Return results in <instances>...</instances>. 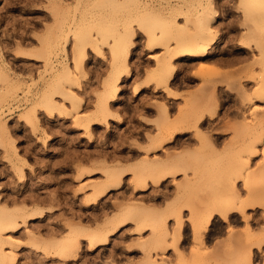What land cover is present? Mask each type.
<instances>
[{
  "label": "rangeland",
  "instance_id": "rangeland-1",
  "mask_svg": "<svg viewBox=\"0 0 264 264\" xmlns=\"http://www.w3.org/2000/svg\"><path fill=\"white\" fill-rule=\"evenodd\" d=\"M196 1L2 0L0 63L7 68L9 79L7 88L2 94L0 93V200L12 208L14 204L9 199L13 200V198L19 200L15 206L23 204L21 201L24 196L42 200L55 192L59 199V206H54L51 211L47 210L49 203H39L45 208V213L41 219L29 221L26 225L29 229H41V235L47 236L45 228H48L49 224L59 218L77 221L80 213H82L80 221L83 224H90L87 218L88 212H95L97 207L82 212L80 202L82 197L88 194V190L83 193L74 191L86 182L102 180L103 175L95 171L99 168L96 162L102 159V156L98 155L104 152L103 155H108L110 160L119 155L120 157L116 159L124 163H134L144 157L162 158L171 143L157 151L161 153L158 156L157 152L145 150L150 147V138L157 136L162 129L170 128L168 125L170 122L172 125L188 127L187 133L181 137L186 143L189 142V145L185 149L169 147L187 152L188 157L183 172L187 173L190 170L191 175L184 176L199 175L213 185L230 180L235 170L241 166L239 157L248 150L240 148L239 144L251 134L253 124L251 112L256 110L258 115L264 111L260 106L264 104L263 100L253 102L249 106L242 102L243 96L252 93L258 87V83L264 80V55L262 56L264 25L258 23L259 26L255 29L254 26L257 24L248 17L245 19L244 13L238 10L240 7L238 0H221L219 3L218 0H214L219 16L211 26L212 32H217V36L212 47L208 49L207 56L197 59L192 57L172 59L171 66L174 72L167 82V87L174 92L176 99L167 98L163 88H156L153 83V77L156 76L159 66L167 62V56L179 49H189L195 32L191 29L186 35L182 29H178L171 34L161 35L160 28L155 25L158 23L157 17L149 18L144 14L143 8L147 5L154 7V13H165L168 19L175 17L176 23L182 26L185 22V14L193 20ZM134 23L135 27L143 28L144 31L140 33L143 38L140 39L139 44H129L127 41L130 51L125 61L126 68L122 65V60L114 67L113 57L118 50V39L126 32L127 25L130 24L129 26L132 27ZM53 32H62V38L65 35L68 37L66 42L61 39L54 51L45 46ZM93 33L96 39H92ZM41 39L45 44H41ZM98 40L104 42L102 49L107 48L106 54L100 56L92 52L89 55L88 46H96ZM70 42L71 52L76 50L83 57L80 63L83 72L78 75L75 73L63 90L83 99L77 111L80 115L94 111L97 96L102 93L104 84L114 78L116 72L120 73L125 69L129 71V76L123 77L117 84L120 90L118 101L111 105V111L120 117V121H109L107 126L94 125L88 130L84 126L76 127L73 121L75 111L70 104L63 103L62 96L56 95L55 104L49 107L52 114L49 115L43 110L38 111L37 124L31 126L26 123L25 119H29L26 117V111L33 103L35 94H38L42 88L40 75L45 65L52 62L58 67L64 59L70 62L68 49ZM242 44L246 47L248 45V49L245 51L240 49ZM133 51L135 55L132 54ZM145 53L147 59L143 58ZM16 56L19 58H15ZM237 60L242 62L238 61V63ZM228 61L232 64L226 65L225 62ZM133 70H135L134 74ZM166 74L167 70H164L162 82L165 81ZM135 88H138L137 93L134 92ZM211 96H214L213 98L219 96L220 106L210 109L212 118L207 117L195 126L194 116L203 111L204 104L211 101ZM164 105L168 107L167 111L163 109ZM241 109L244 112V119H241L242 117L234 119L232 117L234 113H238ZM258 121L255 125L258 129L257 133L260 125L264 127V122ZM260 122L262 123L259 124ZM201 124H205V127L195 131ZM211 124L212 127H209ZM204 131H210L207 134L210 141L219 134L223 138V143L217 144L213 150L201 148L198 132ZM262 137L264 138V134ZM46 138L47 141L44 143ZM136 146L144 149L137 152L134 148ZM12 147L17 152L16 157L12 154ZM128 154H132L133 157ZM125 156L130 159L127 160ZM20 159H25L32 169H24L20 172V168L23 167ZM77 161L84 167L89 166V169L93 162L97 165V167L92 166L96 173L76 181L74 177ZM263 167L264 165L258 163L247 174L249 185H253L255 181H263L259 172ZM127 176L129 175L125 177ZM128 181L126 184L122 182L118 191L111 192L100 200L98 207L105 205L110 207L111 202L120 198L121 192L129 196L131 190ZM182 181L183 179L179 183ZM169 187L173 189L171 195L176 201L174 214L175 211L179 212L180 220L183 222L180 230L181 239L177 245L183 254L179 256L169 249L163 255L154 258L156 264H187L190 250L194 247L190 224L199 219L201 200L211 193L191 184L183 190L182 195H177L175 184ZM226 195L231 202L229 191L225 192V197ZM247 196V190L243 196L245 202H242L243 198L240 196L241 210L246 207ZM135 198L131 202L139 200ZM30 200L24 203L27 207L32 204ZM144 202L160 210L168 203L166 200L160 204ZM242 204H244L243 208ZM262 204L264 203H259L252 209V215L247 214L246 208L245 220L236 216L237 214L230 216V220L234 223L232 228L235 234H229L226 224L218 217L211 221L207 233L217 232L220 229L223 233L218 234V237L216 234L215 239L207 242L206 252H209L207 254L209 263L232 264L229 258L238 253L239 246L243 242L246 243L249 236L248 228L251 229V235L259 240L256 245L259 242V246L264 243V236L259 234L261 229L253 227L254 224H259V218L255 213L257 209L264 210ZM181 205L187 208L186 217L183 211L179 210ZM61 214H63L62 218ZM170 223L171 227H169ZM166 224L172 229L176 220L168 219ZM134 229L135 224L129 223L110 238L108 245L92 251H87L86 243L81 242L77 258L68 262L60 260L61 264H138L143 258V253L138 250L135 242L147 238L149 231L136 235ZM23 231L24 228H21L17 233L6 235L12 236L20 243L15 264H48L49 260L56 259L47 258L37 243L26 245ZM65 234L64 229L57 238Z\"/></svg>",
  "mask_w": 264,
  "mask_h": 264
},
{
  "label": "bare ground",
  "instance_id": "bare-ground-1",
  "mask_svg": "<svg viewBox=\"0 0 264 264\" xmlns=\"http://www.w3.org/2000/svg\"><path fill=\"white\" fill-rule=\"evenodd\" d=\"M195 3L196 8L193 20L185 14V22L182 26H179L176 23L175 17L173 18L170 16L171 19H168L166 15H164L165 13H154V7L147 5L143 8L144 14L149 18L157 17L158 23H155V25L160 28L161 35L171 34L178 29H182L186 33V35H188L191 29L195 32V35L191 38L192 40L189 44L190 48L179 49L171 55L167 56V62L159 66V69L155 74L156 76L153 77V83L155 84L156 88H163L166 97L169 99H176V95L174 94V92H172V90L167 87V82L172 78L174 72V68H172L171 66L172 59H177L180 57H192L197 59L207 56L208 49L212 47V45L214 44V38H216L217 36V32H212L213 30L211 26L212 22L215 21L219 16L215 1L197 0ZM172 10L173 9H171V11ZM238 10L240 11V7H238ZM247 17L257 24V26H254L255 29L259 26L258 23L264 25V15H261V9L258 4L248 10ZM129 25L130 24H128L126 27L125 33L127 34H121L118 39V50L113 57L114 67L120 64L121 60L123 61L122 65L125 67V61L130 51L129 44L127 42V35L129 34V30L131 28V26ZM61 36L62 32H53L48 41H46V44L44 41H42V39L40 41L41 44H45V46L47 45V48H51L54 51L55 48L60 44L59 41L61 39L66 42L68 38L67 35H65L63 38ZM153 37L154 36H151V38ZM247 47L246 45H243L240 49H243L245 51L248 49ZM263 55L264 52L262 51V56ZM15 58L19 57L16 56ZM82 60L83 57H81V55H79L76 50H73L71 52L70 62L69 60L64 59L60 62V65H58V67L53 65L52 62H49V65H45V69L40 75L42 88L38 94H35V97L33 98L34 101L32 100L33 103L26 111V117H29V119L25 120L28 125L34 126L35 124H37L36 115L38 111L43 110L49 115L52 114V111H49V107L55 104L54 97H56V95L62 96L63 103L70 104L72 110L75 111L76 114L73 117V121L76 127L84 126L88 130L94 125L107 126L109 124V121L121 120L120 117L116 116V114H113V112L111 111V105L112 103L118 101L120 90L117 84L123 77L129 76V71L125 69L123 72H116L114 78L108 83L104 84L102 93L97 96L94 111L90 114L80 115L77 113V111L79 110L83 99L74 94L65 92L63 88L68 85L71 77L75 73L78 75L83 72L80 66ZM238 61L242 62V60H237L236 62ZM71 63L73 64V66H71ZM225 64L230 65L232 63L228 61L227 63L225 62ZM164 70H167V74L165 76V81L162 82L161 78L162 72H164ZM8 79L9 75L7 72V68L0 63L1 94L7 88ZM253 81H255L254 78ZM76 85L78 86V83H76ZM137 91L138 88H135L134 92L137 93ZM214 96H211V101H208L206 105L204 104L203 111L194 116L195 126L202 120H206L207 117L212 118L213 114H211L210 109H216L220 106L219 96L213 98ZM259 100L264 101V80L258 83V87L252 93L245 94L243 96L242 102L244 103V105L248 104L249 106L250 104H253V102L255 103ZM167 108V106H163V109L166 111ZM251 115L253 120V124L251 126V134H249L250 136H248L247 138L242 139L240 141L241 144H239L240 148L247 150L250 148L253 142L259 141L261 138H263L262 136L264 134V127L258 125L260 128L258 133L256 131L258 129L255 128L256 121L259 122L258 120H261L262 122H264V111H262L260 114L258 113V116L257 111L254 110L253 112H251ZM232 117L234 119L238 117H242L241 119H244V112L241 109V111L239 110L238 113H234ZM262 122H260L259 124H261ZM168 125L170 126V128L166 127L165 129H162L157 136L150 138V147L145 150L146 152H157L163 149L164 145L171 143V145L167 146V149L165 148L166 151L163 153L164 156L162 158L144 157L134 163H124L116 159L117 157H120L119 155L116 156V158L112 157L113 159L111 158L112 160H110V158L107 157L108 155L105 156L106 154L103 155L104 152L100 151L102 155L99 154L98 156H102V159L101 161H98V163L96 162L97 165L99 164V168H96L95 171L100 172L103 175L102 180L91 181L89 183L86 182L85 184H81V186H78V188L74 191L83 193V191L85 192L86 190H88V194L82 197V202H80V208L82 212L85 210L89 211L92 207H97V210L95 212H88L87 218L91 222L90 224H83L80 221L82 213H80L77 217L79 219L77 221L62 218L63 214H61L60 217L62 219L59 218L55 220L54 223L49 224L48 228H45L47 236H42L41 229H29L26 225H28L29 221L41 219L43 217L45 208H42L39 203H49L50 206L47 209L48 211H51L54 206H59V199L55 192L49 194L47 198L42 200H38V198L36 197L29 198V196L28 198L31 199L30 201L32 203L30 207H27L24 204L25 202L29 201L27 196H24L23 200L21 199L22 201L20 200L21 203H23L20 206H15L17 204L16 202L19 201L17 200V198H13V200L9 199L10 202L12 201V203L14 204L12 208H9L0 200V264H15L17 262V249L19 248L20 243L12 236L6 235L17 233L21 228H24L23 235L26 238V245L37 243V245H39V249L44 252V255H46L47 258L55 257L56 259L58 258L63 262H68L77 258L81 242L86 243L87 251H92L94 249L104 247L108 245L111 237H113L123 227L131 222L135 224L134 234L140 235L145 231H149V236L147 238L138 239L135 242L138 250L143 253V258L138 264H156L154 256L163 255L169 249L173 250L174 253L181 256L183 253L179 250L177 245L181 239L180 230L183 226V222L180 220L179 212L176 213L175 211L176 215L174 214L176 201L171 205H168L167 203L164 209L160 210L154 205H147L144 202L150 201L152 203H155L151 199V197L136 196L142 195L145 192V188L142 186V184L146 176L158 175L160 172L165 171L174 173L183 172L186 158L188 157L187 152H185L184 150L177 151L175 149H170L169 147L174 146L185 149L187 145H189V142L186 143L184 139L180 138L181 135L187 133L188 127L172 125L171 122ZM209 127H212V124ZM209 132L210 131H204L201 133L198 132L199 146L201 148L203 147L213 150L217 144L223 143V138L219 136V134H216V137H214L213 140L210 141L209 136H207ZM46 141L47 138L44 139V143ZM134 148L135 150H137V152H140L142 149H144L138 146ZM12 154L15 157L17 156V152L14 147H12ZM130 155L132 156V154H128V156ZM128 156H125L127 160L130 159L128 158ZM20 162L23 166L22 168H20V172H23L24 169H32V166L25 159H20ZM77 162L78 163L76 164L75 169L76 175L74 177L76 181H79L84 176L90 175L91 173L95 172V168H93L92 166H95L96 164H94L93 162L92 163L94 165H92L91 163V169H89V166L84 167L79 161ZM13 167H15L14 164ZM259 172L262 174L263 178H260L263 179V181H255L256 183L254 182V186L250 184L255 190H252L253 188H251V186L249 185V180L247 177L248 187L246 190L248 196L245 197L246 207H244V210L246 208L248 209V207L254 209L257 204L264 203V167L260 168ZM130 174L132 178H130L128 181V187L131 190L129 196L121 192L122 194L119 195L120 198H116L115 201L111 202L110 207H108V205L107 207H105V205L99 208L98 204L100 200L104 199V197L109 195L111 192H114L116 190L118 191V189H120L122 185L123 178L126 175ZM179 184L180 187H176L175 185L177 195H182V193L184 192L183 190L189 187L191 184H194L198 186V188L207 190L209 193H211L209 195L205 194L207 198L204 197L201 200V212L199 219L197 221L191 222L190 224L194 247L190 250L188 258L189 260L187 263L210 264L211 262L209 263V260L207 258L209 256L207 255L209 254V252H206L207 242L209 243V240L212 241L213 239H215L214 237H216V234L218 237V234L223 233L220 229L217 231L218 233L209 232L210 234H208L207 230L211 221L215 219V217H218L220 220H222L223 223L226 224V229L227 231H229L228 233L231 234L234 233V228H232V225L234 223L232 220H230V216L232 214H237L236 216L241 217L244 220L247 219L245 217L244 210H241V207L239 208V204L241 203V195L239 196L240 192L237 191L236 184L231 179L211 185L207 183L206 179L202 176H184L183 181ZM226 191H229V195L231 194V202H229L230 200H228L229 196L226 195L227 198L225 197ZM134 197H136L135 199L139 200H137L136 202H131ZM243 201L244 198L242 202ZM7 203H9V201ZM243 205L244 204L241 205L242 208ZM171 218H174L176 220V224L172 229H169L166 221ZM64 229L66 230V234L63 237L57 238V235H59ZM247 234L249 236L247 237L246 243L243 242L240 245L241 248L239 246L238 253L229 258V262H231L232 264H247V261L251 258L249 246H255L259 240L257 241V239L251 235L250 228L247 229ZM240 241H238L239 244ZM259 243L255 247L259 246Z\"/></svg>",
  "mask_w": 264,
  "mask_h": 264
},
{
  "label": "snow or ice",
  "instance_id": "snow-or-ice-1",
  "mask_svg": "<svg viewBox=\"0 0 264 264\" xmlns=\"http://www.w3.org/2000/svg\"><path fill=\"white\" fill-rule=\"evenodd\" d=\"M221 2V0H218V3ZM0 4H2V0H0ZM259 5L261 9V15H264V0H239V6L242 13H244V18H247V12L250 8L255 7L256 5ZM3 28V25H0V29ZM144 30L143 28H137L135 27V23L129 30L128 34V42L129 44H139L140 39L143 37L140 35ZM135 37V39H133ZM92 39H96L95 33H93ZM110 39V38H109ZM103 41L98 40L96 46L89 45V55L92 54V52H95L96 55L103 56L107 52V48H103ZM150 46V45H149ZM71 48L72 44L71 42L68 45L69 49V56H71ZM138 51V49H136ZM135 55V51L132 53ZM144 59H147V53L143 56ZM133 70V74H134ZM142 71V69H141ZM262 110H264V104L260 105ZM223 109H221V112ZM206 123V122H205ZM205 127V124H201L199 126V129H196L195 131H200ZM143 135V134H141ZM183 138V137H181ZM160 152H157L156 155H160ZM241 166H239L234 174L231 176V180L235 182L236 189L241 193V196L243 198L246 189L248 187L247 184V174L252 171V169L259 163L260 165H264V138H261L259 141L253 142L248 149V151L241 153L239 157ZM191 175V171L189 170L187 173L185 172H160L158 175L154 176H146L144 178L142 186L145 188V192L143 193L145 196L151 197V199L157 203L160 204L163 201H168V205H171L175 202V198L171 195V192L173 191L172 188L169 187V185L175 184L176 187H180L179 181L183 179V176ZM132 178L131 174L124 178L123 183H127L128 179ZM180 211H183V215L186 217L188 215V211L186 206L181 205L179 208ZM247 214L252 215V209L251 207H248ZM256 217L259 218V224H254L253 227L261 229L259 234L261 236H264V210L257 209L255 213ZM169 227H171V223L169 224ZM148 233H145L147 235ZM250 256L251 258L247 261V264H264V243H261L259 248L255 247L254 245H250ZM247 251V250H246ZM48 264H61V261L58 259L49 260Z\"/></svg>",
  "mask_w": 264,
  "mask_h": 264
}]
</instances>
